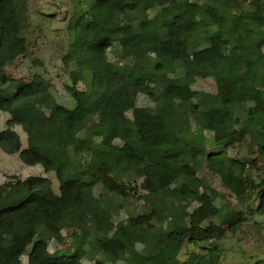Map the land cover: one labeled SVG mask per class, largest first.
Listing matches in <instances>:
<instances>
[{
    "label": "trees",
    "instance_id": "trees-1",
    "mask_svg": "<svg viewBox=\"0 0 264 264\" xmlns=\"http://www.w3.org/2000/svg\"><path fill=\"white\" fill-rule=\"evenodd\" d=\"M28 10V0H0V112L9 115L0 150L54 174L59 193L47 177L29 176L8 184L22 198L11 204L0 184V264L18 256L27 264H178L185 244L181 264H225L222 239L264 215V0H67L71 108L43 77L5 74L28 53ZM205 78L216 93L192 90ZM140 94L151 107L137 106ZM181 124L194 131L174 133ZM235 143L250 152L231 157ZM254 170L262 176L252 178ZM137 173L140 212L114 223L116 200L128 197ZM215 182L238 207L217 206L225 195ZM253 199L248 213L240 208ZM63 232L72 252L49 253Z\"/></svg>",
    "mask_w": 264,
    "mask_h": 264
},
{
    "label": "rangeland",
    "instance_id": "rangeland-1",
    "mask_svg": "<svg viewBox=\"0 0 264 264\" xmlns=\"http://www.w3.org/2000/svg\"><path fill=\"white\" fill-rule=\"evenodd\" d=\"M67 7V0H28V13L30 15V25L25 32V37L28 42V53L24 57H20L13 63H10L5 68V74L9 80H21L22 82H30L34 76H41L50 83L51 92L56 101L67 108L73 106V101L66 93L64 85L67 83V68L63 62L62 57L67 49V35L65 33L64 16ZM156 12V11H155ZM155 12L151 11L149 15ZM108 60L111 63L116 62L113 53L109 52ZM77 87L85 90L86 86L82 79L78 80ZM194 91H203L206 93H216V84L213 78L197 79L191 86ZM139 107H151L152 102L146 96L140 94L136 102ZM126 117L132 118L130 112L125 113ZM9 119V115L0 112V132L5 129V123ZM194 131L193 126L189 124H181L172 129L176 134L187 133ZM21 140L22 148H26V135L19 126L13 127ZM208 141H211L212 134H204ZM227 152L231 157L241 159L245 154L249 153L247 147L243 145L234 144L233 147L227 146ZM249 159V157H246ZM250 158L257 159L258 164L261 165V159L257 155H250ZM205 169H202L200 176H204ZM249 175L252 178H260L262 175L258 171H251ZM29 176H44L52 182L53 190L58 194V181L54 174L45 175L40 166H26L24 165L18 154H5L0 150V184L2 186L4 197L7 202L11 204L19 203L22 199L15 193L9 183H14L17 179L23 180ZM128 186L130 187L129 195L125 200H116L119 207V212L114 215V223L126 219L129 214L134 212L139 213L138 199L143 194L139 185L142 181V174H135L131 176ZM218 191L224 193L225 198L217 200V206L223 207L225 211L228 208L238 207V202L230 197L227 191L223 190L218 182L213 183ZM101 191V187L95 190V194ZM196 203H190L187 209L181 212L182 217H186L196 207ZM255 207L254 199L249 201L243 200L245 207ZM249 212L248 209L244 210ZM109 223V222H107ZM106 223V224H107ZM107 226L116 232L115 228L110 224ZM65 239L60 245L56 244L54 240L49 242L48 251L53 253L56 249H70L72 246L68 237V232H63ZM30 248V246L28 247ZM184 249L178 258V264H181L186 259V252L190 249L188 244H185ZM220 249L222 254V262L225 264H250L256 259L264 258V215L253 216L246 224H243L236 233H227L226 237L220 242ZM196 252L201 253V249ZM204 252V251H203ZM15 264H27L26 256H18L15 259Z\"/></svg>",
    "mask_w": 264,
    "mask_h": 264
}]
</instances>
